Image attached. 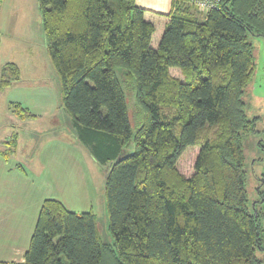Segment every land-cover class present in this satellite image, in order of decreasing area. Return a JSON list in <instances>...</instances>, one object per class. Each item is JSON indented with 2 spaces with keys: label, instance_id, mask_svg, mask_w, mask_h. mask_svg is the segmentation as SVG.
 <instances>
[{
  "label": "trees",
  "instance_id": "obj_1",
  "mask_svg": "<svg viewBox=\"0 0 264 264\" xmlns=\"http://www.w3.org/2000/svg\"><path fill=\"white\" fill-rule=\"evenodd\" d=\"M36 1L58 107L86 151L109 164L113 242L101 239L92 211L47 198L24 260L0 264H264V170L250 205L243 151L257 123L245 100L255 69L248 35L264 37V0H220L206 13L172 0L156 48L135 0ZM20 79V67L6 62L0 90ZM8 108L21 120L36 117L18 103ZM3 144L8 160L16 133ZM192 146L186 177L177 162Z\"/></svg>",
  "mask_w": 264,
  "mask_h": 264
},
{
  "label": "rangeland",
  "instance_id": "obj_2",
  "mask_svg": "<svg viewBox=\"0 0 264 264\" xmlns=\"http://www.w3.org/2000/svg\"><path fill=\"white\" fill-rule=\"evenodd\" d=\"M28 12V18H25L23 22L25 27L21 30V34L19 32V37L25 38V35H28L32 38L34 29L31 26L36 23L35 13L33 15V10H28ZM37 36L36 32V37L32 40L34 42L33 49L38 48L35 44L39 42ZM248 40L254 47L255 69L247 88L245 100L247 102V116L250 119L256 118L257 123L256 132L244 139L243 151L247 173V197L249 204L254 205L257 200L256 178H259L264 170V37L249 34ZM39 50L41 57L33 60L34 65L32 68L28 70L23 67V69H27L25 75L22 76L21 73V79L27 84L23 86L35 87L46 84L48 88L58 89L60 85L53 71H51L47 52L43 51L40 46ZM22 51L23 49L17 48L13 54L10 53L6 56L7 61L12 62V59H21L23 54L20 52ZM21 63H23V66L26 64L25 62ZM33 71L35 74H32ZM172 74L176 75L177 73L173 70ZM133 103L134 94L128 93L127 104L130 116H132L131 105ZM57 112V115L47 118L24 120L9 112V117H12L14 121L13 128L15 129L12 131L19 135L17 153L9 158L10 162L24 163L25 161H31V163H34L35 160H40V155H43L45 160L46 157L52 160L56 152L55 148L58 147L52 141H63L64 144H70V141H75V133L69 116L62 109ZM0 129L3 131L2 128ZM1 131L0 145L4 138ZM10 135L12 133L7 136L9 137ZM75 142L78 145V150H80L77 153L73 152L74 146H72L71 153H67V157L63 153L61 155L55 154V156L57 155L56 164H51L50 169H52L57 178L52 180V182H47L49 191L43 189L44 194H46L47 198L60 200L70 211L79 213L92 211L96 216L97 229L101 239L111 244L113 239L108 230V213L104 197V182L109 170V164L104 165L96 162L78 141ZM67 144L65 145L67 146ZM132 151L133 145L131 144L123 151L121 156L128 155ZM197 151L198 147L196 146L188 147L177 162L178 170L186 177H189L193 172ZM70 159H72V163ZM41 184L42 182H40ZM257 255L264 259V253H257Z\"/></svg>",
  "mask_w": 264,
  "mask_h": 264
},
{
  "label": "crops",
  "instance_id": "obj_3",
  "mask_svg": "<svg viewBox=\"0 0 264 264\" xmlns=\"http://www.w3.org/2000/svg\"><path fill=\"white\" fill-rule=\"evenodd\" d=\"M171 1L172 0H135L137 6L145 10V20L152 23L155 28L151 38V46L153 48L157 47L163 30L168 22ZM28 10H33V15L35 13L36 23L31 26V28L34 29L32 38L28 35H25V38L19 37V32L21 34V30L25 27L23 22L25 18H28ZM20 23L23 26H21ZM36 32L39 42L35 44L38 48L33 49L32 46L34 42L32 40L35 39ZM23 45L26 46L23 47ZM39 46L43 51H46V42L37 1L1 0L0 69L3 64L8 62L6 59L8 54H13L17 48H21L23 51L20 53H22L24 57L21 56V59L18 60L12 59V62L20 67L22 76L25 75V71L27 69L30 70L34 65L33 60L40 59L41 57ZM21 62H25V66H23ZM23 67L27 69H23ZM173 70L178 75H173ZM51 71H53V69ZM53 73L57 78L54 71ZM170 73L175 77L180 76L177 69H171ZM32 74H35V72L33 71ZM23 85L27 84L20 79V81L16 82L11 87L0 90V110H2L0 111V128H2L4 132L1 131V129L0 131L5 138L1 141L0 150L4 148L2 144L11 137V135L9 137L7 135L10 133L13 135L15 133L13 132L15 129L13 128L14 121L12 117H9V103H18L22 107L27 108L36 116L34 119L55 116L58 113L57 111L60 110V108H58L59 88H48L46 84L35 87H25ZM16 136L18 143V133H16ZM75 141L78 140L75 139ZM75 141H70V144L65 143L67 146L63 141H52V143L58 145V147L55 148V154L58 153V155H61L63 153L67 157V153H71L72 146H74L73 152L77 153V151L80 150H78V145ZM66 149L69 152H67ZM16 153L14 155H16ZM55 154L52 160L48 157H46L45 160L43 155H40V160H35L34 163H31V161L14 163L12 160V162H10L9 159L5 160L0 155V262H21L24 260V254L28 249L40 207L43 201L47 199L43 189L49 191L47 182H52V180L57 178L52 169H50L51 164H56L57 155L55 156ZM70 160L72 163V159ZM75 163L74 160V164ZM38 180H40L39 183ZM40 182H42L41 185Z\"/></svg>",
  "mask_w": 264,
  "mask_h": 264
},
{
  "label": "built area",
  "instance_id": "obj_4",
  "mask_svg": "<svg viewBox=\"0 0 264 264\" xmlns=\"http://www.w3.org/2000/svg\"><path fill=\"white\" fill-rule=\"evenodd\" d=\"M190 4L199 12L206 13L218 8L220 0H189Z\"/></svg>",
  "mask_w": 264,
  "mask_h": 264
}]
</instances>
